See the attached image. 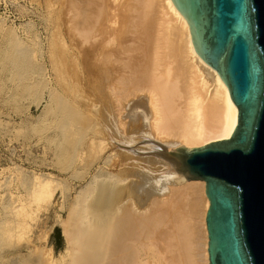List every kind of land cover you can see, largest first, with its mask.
Returning a JSON list of instances; mask_svg holds the SVG:
<instances>
[{"label": "bare ground", "instance_id": "obj_1", "mask_svg": "<svg viewBox=\"0 0 264 264\" xmlns=\"http://www.w3.org/2000/svg\"><path fill=\"white\" fill-rule=\"evenodd\" d=\"M56 2L69 40L66 52L93 95L100 130L86 138L72 124L73 109L69 113L60 101V110L48 111L51 117L41 130L64 162L78 163L84 156L92 162L107 148L101 163L109 165L121 153L118 165L132 166L127 176L134 180L125 185L126 179L107 172L102 178L91 175L67 206L65 255L56 260L49 248L41 259L16 264H57L65 258L64 264H208L204 183L173 172L160 186L139 169L157 162L151 154L172 169L171 148L229 138L237 109L227 87L195 53L188 25L171 0ZM36 179L26 184L29 197L9 194L0 200V239L39 224L34 212L51 198L53 181ZM177 181L182 189L172 186ZM159 188L171 197L156 200L153 191ZM143 189L150 190L140 194ZM42 227L43 222L37 226Z\"/></svg>", "mask_w": 264, "mask_h": 264}, {"label": "rangeland", "instance_id": "obj_2", "mask_svg": "<svg viewBox=\"0 0 264 264\" xmlns=\"http://www.w3.org/2000/svg\"><path fill=\"white\" fill-rule=\"evenodd\" d=\"M58 8L56 0H0V200H5L9 194L29 197L26 184L35 177L37 181H53L48 188L51 198L38 205L39 210L34 212L40 220L36 228L8 241L0 239V264L41 259L49 248H53L58 260V256L66 252L63 227L67 206L90 181L89 177L98 173L102 178L107 172L126 179L125 185L132 179L127 176L132 166L127 169L118 165L121 153L109 165L101 163L108 155L107 148L98 159L92 158V162L86 156L78 163L64 162L54 155V147L49 146V133L47 139L46 132L41 130L51 117L48 111L60 110L59 101L66 105L69 113L73 109L72 124L86 132V138L92 140L100 130L93 95L78 75L73 57L66 52L69 40L60 25ZM150 157L157 160L153 161V166L137 162L135 168L139 169L142 163L146 167L139 171L152 174L163 186L177 171L156 154ZM91 163L93 168L87 169ZM172 186L182 189V182H174ZM144 190L150 189H143L140 194L145 193ZM165 191V188L153 191L156 200L171 197ZM52 202H58L57 209L50 208ZM41 222L43 227L39 229ZM65 260L57 264H64Z\"/></svg>", "mask_w": 264, "mask_h": 264}, {"label": "water", "instance_id": "obj_3", "mask_svg": "<svg viewBox=\"0 0 264 264\" xmlns=\"http://www.w3.org/2000/svg\"><path fill=\"white\" fill-rule=\"evenodd\" d=\"M237 109L229 138L168 153L204 183L208 264H264V0H171Z\"/></svg>", "mask_w": 264, "mask_h": 264}]
</instances>
